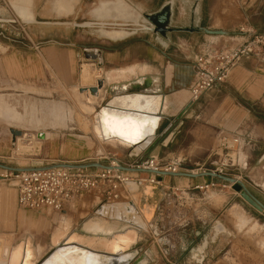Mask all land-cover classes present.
<instances>
[{
	"label": "crops",
	"instance_id": "crops-1",
	"mask_svg": "<svg viewBox=\"0 0 264 264\" xmlns=\"http://www.w3.org/2000/svg\"><path fill=\"white\" fill-rule=\"evenodd\" d=\"M151 1L128 0L125 3L147 17L157 18L162 11H167L166 21L158 23L167 27L159 32L161 39L156 36L135 37L125 41L129 47L123 51L105 46V125H97L101 140L105 142V157L92 159L87 156L100 153V146L93 144L76 149L75 153L80 156L60 157L43 165L116 161L129 166L154 158L165 163L178 161L182 171H208L211 168L205 164L216 161L214 155L220 150V136L229 137L238 132L249 133L255 140L253 147L245 149L247 170L255 180L254 172L259 170V165L264 168V113L258 115L259 120L254 110L255 105L264 108V50L242 57L222 83L195 101H191L190 87L194 57L202 47L210 43L224 48L234 47L246 41L254 28L264 27V0H157L153 4ZM119 2L122 1L111 5L103 3L99 15L111 13ZM203 28L224 33L209 34ZM175 31H184L185 37L180 39ZM127 83L145 87L146 98L134 94L128 96L130 86ZM188 104L189 107L178 116ZM46 108L45 116L54 111ZM156 110L159 116L155 115ZM125 113L155 116L157 124L153 132L130 144L126 140L129 129L134 130L141 120ZM38 121L39 118L35 120ZM158 135H161L160 141L145 153L147 141ZM58 153L65 151L59 150ZM126 154L131 157L129 164L124 162ZM129 173L132 177L148 174ZM157 178V185H136V192L129 190L117 201L103 202L97 191L87 192L72 199L60 212L20 208L16 204L15 187L0 184V264H11L10 253L15 249L21 251V256L14 264H25L24 259L27 264H50L53 255L73 249L84 251L86 257L92 253L110 255L115 264L136 261L154 264L159 258L148 241L154 228L148 222L155 219L157 197L161 195L158 186H164L167 191L182 186L184 190L212 185L216 179L170 175H158ZM135 216L140 223L135 221ZM95 218L101 219L105 227L111 223L117 225L106 232L104 229L95 230ZM241 222H245L242 216ZM129 231L133 241L124 249L110 251L98 243L104 242L105 238L116 239L117 235ZM213 240L219 244L224 242L222 237L215 236ZM206 243L208 238H205ZM161 258L165 262L173 260L165 255Z\"/></svg>",
	"mask_w": 264,
	"mask_h": 264
},
{
	"label": "rangeland",
	"instance_id": "rangeland-1",
	"mask_svg": "<svg viewBox=\"0 0 264 264\" xmlns=\"http://www.w3.org/2000/svg\"><path fill=\"white\" fill-rule=\"evenodd\" d=\"M19 1L0 0V163L41 166L56 158L76 157V149L93 144L100 146V153L87 156L105 157V142L93 128L97 112L105 106V46L123 51L129 47L125 41L135 37L161 39L156 18L134 9L129 17L98 13L103 3L128 0H28L32 20H26L15 6ZM114 30L124 34L112 37L106 33ZM185 34L175 31L180 39ZM249 34L261 40L256 52L264 50V27ZM87 51L98 55L87 56ZM84 75L89 80H83ZM97 79H103V87L95 97L80 89L96 85ZM46 107L54 109L48 116ZM254 110L261 120L258 115L264 108L255 105ZM248 135L249 144L238 150L232 144L234 165L226 166L224 172L243 181L264 203V168L259 165L255 180L247 170L245 149L255 144ZM25 143H30L27 150H23ZM59 150L65 153L59 154ZM125 156L124 162L129 164L131 157ZM214 156L218 160L223 153L219 150ZM214 164L205 166L212 169ZM4 171L0 168V175ZM131 183L127 186L136 192V184L131 188ZM0 184L11 186L2 178ZM158 187L161 195L157 197L155 219L148 222L154 227L148 241L159 258L154 264H264V212L241 198L237 184L215 179L212 185L184 190L182 186L168 191ZM219 224L222 227L217 229ZM215 236L224 242L214 241ZM164 255L173 260L165 262L161 258ZM18 258L10 257L11 264Z\"/></svg>",
	"mask_w": 264,
	"mask_h": 264
},
{
	"label": "built area",
	"instance_id": "built-area-1",
	"mask_svg": "<svg viewBox=\"0 0 264 264\" xmlns=\"http://www.w3.org/2000/svg\"><path fill=\"white\" fill-rule=\"evenodd\" d=\"M261 40L251 35L246 41L234 47L224 48L214 43L202 47L194 57L193 81L190 87L191 101L222 83L230 69L242 58L256 53ZM220 150L223 157L215 161L214 171L225 174L226 166L234 165L230 152L251 142L248 133L233 132L229 137L220 136ZM231 140V143L229 142ZM233 144V147H232ZM51 165V164H48ZM112 168H65L35 166V169L23 171H4L0 178L8 181L16 189V204L23 209H48L55 212L63 210L75 197L87 192L97 191L103 202L117 201L123 193L129 192L128 184H158V175L148 173L146 177H132L128 171L115 168L119 165L111 161ZM130 167L150 168L155 170L178 171L179 162H162L154 158L138 161Z\"/></svg>",
	"mask_w": 264,
	"mask_h": 264
},
{
	"label": "bare ground",
	"instance_id": "bare-ground-1",
	"mask_svg": "<svg viewBox=\"0 0 264 264\" xmlns=\"http://www.w3.org/2000/svg\"><path fill=\"white\" fill-rule=\"evenodd\" d=\"M19 3H20V5L17 4L15 6H16L18 12L20 13V15L26 20H32V14L28 8V0H20ZM132 13L133 12L131 11L128 4H126L125 2L122 1V2L115 4L114 8L112 9L111 13H109V15L112 16L114 14V16L120 15V16H124V17H129L132 15ZM103 15H105V14H103ZM103 24L104 23L102 22L101 25H103ZM106 33H108L112 37L122 36L124 34V32L117 31V30H114L111 32H106ZM101 35H103V34H101ZM86 55L94 57V56L98 55V52L87 51ZM85 70H86V68H85ZM83 77H84L83 80H85V81L89 80V78H90V77H88V75H84ZM98 80L99 79H97V81ZM100 80H103V79H100ZM83 91L87 92V93H89V95L95 97L97 94H99L100 88L98 89L97 94L96 93L92 94L88 89L83 90ZM115 112H117V111H115ZM125 114H127L128 116L139 117V120H141V122L136 124V128L134 130H132V128L129 129L130 130L129 137L126 140L130 144H133V143L139 141L143 137V135L153 132V130L157 124V117H155V116L139 115V114H135V113H125ZM96 120L98 121V123L96 124V121L94 120L95 123L93 124V128H94L96 135L99 137V139H101L102 135H100L101 133L99 132L98 126L100 127L102 124L105 125V106H102L100 108V110L97 112ZM21 136H23V134ZM20 137L18 136L17 138H20ZM29 144L30 143H27V144L25 143L26 146L23 148V150H27L30 146ZM32 148H33V146H31V149ZM194 173H197V172H194ZM131 188H135V184L133 182L131 183ZM129 189H130V187H129ZM138 193H137V195H138ZM145 200H148V199H145ZM134 219H135V221H137V223H140V221H141V220H139V218L137 216H135ZM93 221L96 222V228H94L95 230H103L104 229L105 232L115 228V226L117 225L116 223H111L105 227V225H102L103 222L101 219L95 218V219H93ZM216 227H217V229H219L222 226L219 224ZM131 233L132 232L129 231V232L125 233L124 235H122V234L117 235L116 239H113V240H107L105 238L104 242L98 241V243L103 244L104 247H106L110 251H118L119 249H124V248L128 247L129 244L133 241V236ZM3 249H5V248H3ZM20 256H21V251L20 250H14L10 257H11V259H17ZM0 260H2V259H0ZM15 261H17V260H15ZM50 262H51L50 264H112L113 263V257L110 255L105 256V255H100L97 253L88 254V256L86 257V253L84 251L80 252L77 249H73V250L62 251L60 253L53 255ZM24 263L25 264L28 263L27 259H24Z\"/></svg>",
	"mask_w": 264,
	"mask_h": 264
},
{
	"label": "water",
	"instance_id": "water-1",
	"mask_svg": "<svg viewBox=\"0 0 264 264\" xmlns=\"http://www.w3.org/2000/svg\"><path fill=\"white\" fill-rule=\"evenodd\" d=\"M150 18V17H148ZM167 19V11H162L160 14L157 15L156 21L157 23H164ZM157 31H162V30H167L166 26H157L156 27ZM205 33H209V34H223L224 31L222 30H210V29H206L203 28L202 29ZM97 84L94 86H89V87H85V88H80L81 90H86L88 89L92 94H97L98 93V89L103 87V80H98L96 82ZM127 86H130L129 89H127V94L128 96H130V94H134V96H138L141 97L142 99L146 98V88L142 87V85H134L133 83H127ZM127 86H123L126 87ZM111 88V87H110ZM110 90V89H108ZM110 92V91H109ZM158 94H160L158 92ZM155 94V95H158ZM190 104L186 105L185 107H183V109L180 111V113L178 114L181 115L188 107ZM156 116H159V113L154 112ZM15 132V131H13ZM17 133H19V131H16ZM161 139V135H158V137L148 140L147 141V146H146V151L145 153L149 152ZM47 167H65V168H91V167H100V168H112L111 165L109 164H103L102 162H87V163H54L51 165H46L42 168H47ZM0 168L7 170V171H23V170H31V169H35L36 167H14V166H10V165H5L0 163ZM115 168H118L120 170L123 171H128V172H146V173H151V174H156L159 176H166V175H170V176H176V177H189V178H195V177H200V176H210V177H214L216 179H219L221 181H226L229 183H235L240 187L239 190V194L241 196V198L246 201L249 205H251L254 209H256L257 211L260 212H264V203H262L255 195H253L249 189L246 187L245 183L243 181H241L240 179L236 178V177H230L227 176L225 174H220L214 171H201V172H191V171H165V170H155V169H150V168H140V167H130V166H125V165H121L119 164L118 166H116ZM128 206L130 207L129 209L132 211L131 208V203L128 204ZM129 255H127L128 257ZM114 262V258H113V263ZM118 264H123V263H118ZM132 264H144V263H139V261H136L135 263Z\"/></svg>",
	"mask_w": 264,
	"mask_h": 264
}]
</instances>
